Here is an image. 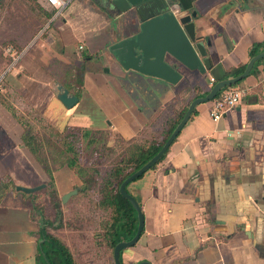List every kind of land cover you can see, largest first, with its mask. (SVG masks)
Segmentation results:
<instances>
[{"label": "crops", "instance_id": "1", "mask_svg": "<svg viewBox=\"0 0 264 264\" xmlns=\"http://www.w3.org/2000/svg\"><path fill=\"white\" fill-rule=\"evenodd\" d=\"M62 1L57 8L37 0L39 30L23 45L10 39L22 49L10 64L3 48L9 39H0V264H41L36 192L17 186L47 184L52 169L60 190L61 175L43 157L49 149L34 148L32 139L43 144L45 135L37 123L106 130L126 141L159 139L184 107L235 77L253 46L264 43V0H189L187 10L178 0H165V10L163 0ZM186 16H193L195 40L186 34L182 48L179 21ZM234 86L245 91L239 105L218 123L212 101L197 105L162 160L128 185L145 227L122 251L123 264H264V59ZM65 90L79 97L72 108L61 101ZM67 169V193L78 191L67 199L72 207L83 182ZM76 216L67 213V240L46 230L76 264H115L104 230L78 226L73 220L83 216Z\"/></svg>", "mask_w": 264, "mask_h": 264}, {"label": "rangeland", "instance_id": "2", "mask_svg": "<svg viewBox=\"0 0 264 264\" xmlns=\"http://www.w3.org/2000/svg\"><path fill=\"white\" fill-rule=\"evenodd\" d=\"M36 4L37 0H0V18L3 19L2 23H4L0 30V39L5 36L9 39L3 43V48L8 49L7 60L9 64L12 62L13 56L15 57L22 50L10 39L18 37L19 43L23 45L39 30L37 21L39 16L37 15ZM83 73L84 69H81V72L76 77L83 79ZM173 108L177 107L174 106ZM174 117L175 114H172L170 119ZM61 124H67V116L62 118ZM35 127L36 129L39 127V131L45 132L43 144L44 147L49 149L50 153L49 155L45 154L43 157L49 156L50 165H54L56 167L55 172L61 175L60 190L57 189L56 183L54 186L50 184L49 178L47 184H44L46 185L45 188L37 191L31 201L40 225L45 228H52L57 235L67 240V213L75 211L77 213L76 218L80 217L79 215L83 216L82 222L73 220L76 225L89 227L90 229L94 227L103 229V226L110 218V212L97 207V203L101 199L100 192L112 169L117 165L120 156L125 155L126 151L136 146V144L114 136L110 131L106 130L92 131L96 142L91 145H88L89 138L84 139L81 133L77 135L79 141L76 143L75 138H68V141L72 143L71 146L79 153L76 161L80 162L81 165L89 166L87 177L96 179V184L93 185L94 188L86 194L81 193L83 196L78 198V200L74 198L72 207H69V200L63 203L62 197L67 194L68 187H71L69 184L73 173L67 169V165L57 169L59 163L55 161L52 164L57 156L55 154L56 150L54 152L52 150L64 147L59 142L61 137H54L58 131H54L50 126L41 122L37 123ZM39 140L42 139L39 137ZM70 158L71 155L67 152V162ZM101 233H103L102 230Z\"/></svg>", "mask_w": 264, "mask_h": 264}, {"label": "trees", "instance_id": "3", "mask_svg": "<svg viewBox=\"0 0 264 264\" xmlns=\"http://www.w3.org/2000/svg\"><path fill=\"white\" fill-rule=\"evenodd\" d=\"M263 46L264 43L254 45L251 50V56L254 57L255 55H257L260 48ZM244 69L245 68L239 69L232 74L238 76L244 72ZM76 76L77 74L75 75V77L73 76L75 78L74 92L77 96H80L83 81L81 78H77ZM186 111L187 106L178 113L177 117L174 120L169 122L168 127L164 131L161 138L154 139L152 141H146L143 143L131 140V142L135 143L136 146L126 151L125 155L120 156L117 165L112 169L107 180L105 181V184L103 185V188L100 192L101 199L98 201L97 207L109 210L110 212V218L105 226H103V235L105 237L106 243L113 251L118 243L131 240L135 236L138 228L137 211L130 203V201L123 198L120 194L119 189L121 184L130 175L138 171L142 166L150 161L160 151L171 133L182 120ZM53 130L58 131L56 135H54V137H61L59 142L64 146L52 150V152L56 150L55 154H57V156L55 161L59 163L57 169L67 165L68 168L74 170L83 182V185L81 186V188H79V192L86 194L92 188H94L93 185L96 184V179L87 177V172L90 169L88 168L89 166L87 167L81 165L80 162L76 161L79 157V153L74 149V147L71 146L72 143L68 141V138H75L76 143L79 141L77 135L81 133V136L84 139L89 138L88 145H91L96 142L93 137L94 135L92 131L89 129H82L72 126H66L62 129ZM32 143L34 145V148H36L38 145H40L39 147H43L44 145L42 143H37L36 138L32 139ZM32 143L28 144L30 145ZM67 152L71 155V158L68 160V162ZM46 171L50 178V184L54 186L55 180L53 177V170L47 169ZM39 261L41 262V264H76L73 255L71 254L67 245L56 235L49 233L45 227L41 229Z\"/></svg>", "mask_w": 264, "mask_h": 264}, {"label": "water", "instance_id": "4", "mask_svg": "<svg viewBox=\"0 0 264 264\" xmlns=\"http://www.w3.org/2000/svg\"><path fill=\"white\" fill-rule=\"evenodd\" d=\"M165 7L163 8L164 10L166 9V3L167 1L163 0ZM174 1V0H172ZM180 2V5L184 8V9H190L191 7V2L189 0H178ZM161 8L160 12L163 10ZM170 17L172 16V14H166V17ZM193 16H195V13L193 14ZM193 16H186L180 19L179 23L181 25L184 26L185 29V33L182 34V40L186 41L185 39L187 38L186 34L190 36V38L194 41L195 40V36H194V29L195 26L193 24L192 21V17ZM178 23V24H179ZM187 44L189 45V43L184 42V44L181 46L182 48H184L185 46H187ZM174 53V52H172ZM264 59V52L259 53L258 55L254 56L253 58H251V60L249 61V63L247 64L244 72L238 76L235 77H231L228 79H224L221 80L219 82H217L216 84L213 85L212 89L209 91V93L204 96V97H199L194 99L191 104L189 105L185 115L183 116L182 120L179 122V124L176 126V128L174 129V131L171 133V135L169 136V138L167 139V141L165 142V144L163 145V147L160 149V151L150 160L148 161L144 166H142L138 171H136L135 173H133L132 175H130L120 186V194L122 195L123 198L127 199L128 201H130V203L133 205V207L135 208V210L137 211L138 214V228H137V232L135 234V236L129 240V241H122L120 243H118L113 251V256H114V263L115 264H123L121 261V253L123 250L131 248L133 246H135L137 244V242L139 241L143 231H144V227H145V217H144V213L142 210V207L139 203V201L132 196L128 190L127 187L130 183H132L133 181L137 180L138 178H140L143 174H145L147 171H149L151 168H153L157 163H159L162 158L165 156V154L167 153V151L169 150V148L171 147V145L173 144V142L176 140V138L179 136L181 130L184 128V126L187 124V122L189 121V119L191 118V115L193 114L195 108L197 105L201 104V103H206V102H210L212 100H214L218 94L223 91L225 88L231 87L236 85L237 83H239L240 81H242L243 79H245L251 72L252 68L254 67V64L260 60ZM163 71V70H162ZM61 101L68 107V108H72L76 103H78L79 101V97L77 96H69V91L65 90L64 93L61 95ZM46 185H39L33 188H27V187H22V186H17V190H20L24 193L27 194H31L34 192L39 191L42 188H45ZM78 191L74 190L71 193H67L66 195H64L62 197V201L63 203H65L67 201V199H69V197H71L74 194H77ZM139 264H151L149 261H142Z\"/></svg>", "mask_w": 264, "mask_h": 264}, {"label": "built area", "instance_id": "5", "mask_svg": "<svg viewBox=\"0 0 264 264\" xmlns=\"http://www.w3.org/2000/svg\"><path fill=\"white\" fill-rule=\"evenodd\" d=\"M51 5L61 8L66 5L62 0H47ZM83 47L81 46L80 49ZM215 83V79L211 78ZM245 95V91L238 86H231L224 89L214 100L210 110L211 119L218 123L229 111L239 105Z\"/></svg>", "mask_w": 264, "mask_h": 264}]
</instances>
